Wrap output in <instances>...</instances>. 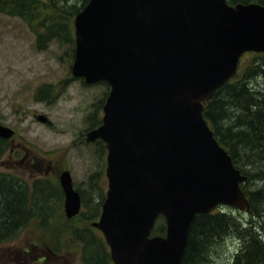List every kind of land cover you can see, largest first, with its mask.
I'll return each instance as SVG.
<instances>
[{
	"label": "water",
	"instance_id": "obj_1",
	"mask_svg": "<svg viewBox=\"0 0 264 264\" xmlns=\"http://www.w3.org/2000/svg\"><path fill=\"white\" fill-rule=\"evenodd\" d=\"M71 74L110 88L87 142L106 145L107 191L92 227L113 264H181L198 214L248 211L235 168L203 105L237 72L244 53L264 54V6L225 0H89L74 19ZM46 123L43 115L36 117ZM14 131L0 125V138ZM67 219L80 211L68 171L59 177ZM164 236L151 237L156 220Z\"/></svg>",
	"mask_w": 264,
	"mask_h": 264
},
{
	"label": "rangeland",
	"instance_id": "obj_2",
	"mask_svg": "<svg viewBox=\"0 0 264 264\" xmlns=\"http://www.w3.org/2000/svg\"><path fill=\"white\" fill-rule=\"evenodd\" d=\"M12 1L0 0V123L14 131L18 158L28 155L44 161L42 174L49 173L46 177L50 185L37 183L40 191L32 193L37 196V207H26L30 209L26 217L14 214L17 205L11 202L6 189L0 191V215L10 209L9 218H18L9 237L0 241V264H96L99 255L106 257V253L113 264L102 233L92 227L99 219L107 191V153L102 141H86V133L102 120L108 86L104 82L85 85L82 78L71 74L77 14L70 7L79 10L82 0L14 4V8L21 9L20 14L10 9ZM257 54L243 55L239 74L253 68ZM248 84L252 91H264V75L257 74ZM39 114L48 116L50 124L38 122L35 115ZM224 125L233 124L227 120ZM7 158L5 148L0 152V162L5 163ZM19 166L26 168L23 163ZM63 171L70 173L83 196L81 214L72 219L66 218L58 195V176ZM8 173L0 165L2 185L1 175L8 177ZM20 173L19 168L15 188L25 198L34 189L31 178L35 176ZM247 185V190L254 191L262 188L264 181L258 175ZM216 210L237 222L239 228L253 223L252 227L261 226L263 231L257 236L264 243V205L259 207L258 218L228 206ZM245 244L244 237L228 234L203 254L204 264H236V256L244 251Z\"/></svg>",
	"mask_w": 264,
	"mask_h": 264
},
{
	"label": "trees",
	"instance_id": "obj_3",
	"mask_svg": "<svg viewBox=\"0 0 264 264\" xmlns=\"http://www.w3.org/2000/svg\"><path fill=\"white\" fill-rule=\"evenodd\" d=\"M88 1L82 0L79 10H76L75 7L70 8L74 9L76 15ZM226 1L229 5L253 3L264 6V0ZM29 3L30 0H13L10 3V9L20 14L21 9L17 10L16 6L14 8V4L28 5ZM23 17L26 16L23 15ZM58 20L61 21L59 18ZM256 58L253 68L246 73H238L240 64L236 75L218 88L203 107V117L213 131L214 137L230 155L235 168L247 178L241 188L250 204L247 212L250 217L254 218L260 216L259 207L264 205V186L254 191L246 189L247 184L258 175L264 181V91H252L248 84L257 74L264 75V54L259 53ZM229 110H234L236 113H229ZM227 120L229 125H233H224ZM1 192H4L3 189ZM20 198L19 194L14 214H29L27 208L20 204ZM9 210L0 215V241L6 240L11 233L10 229L18 223V220H13L12 216L9 218V214L11 215ZM219 211L198 214L194 218L189 229L188 242L181 264H204L203 254L208 253L211 245L228 234L244 237L246 240L244 251L236 256V264H264V243L257 236L263 231V228L261 226L252 227L254 223L243 228L239 223L241 225L239 228L237 222L229 220V217ZM165 232V221L159 217L152 229L151 236H164ZM95 239L101 244L98 237ZM95 253L99 254L98 251ZM100 263L110 264L107 253L106 257L99 255L96 264Z\"/></svg>",
	"mask_w": 264,
	"mask_h": 264
},
{
	"label": "flooded vegetation",
	"instance_id": "obj_4",
	"mask_svg": "<svg viewBox=\"0 0 264 264\" xmlns=\"http://www.w3.org/2000/svg\"><path fill=\"white\" fill-rule=\"evenodd\" d=\"M83 82H84V80H83ZM102 108H103V105H102ZM39 115H43V114H39ZM39 115H35V117H37ZM43 116H45L47 118V121H46L45 124H50V121L48 120V116H46V115H43ZM101 122H102V120L100 119L99 124L97 125V127L101 125ZM97 127L93 128L92 130L96 129ZM14 138H15V135L13 137L9 138V139L0 138V147H2L0 149V152L3 153L5 148H7V150H8V158L6 160L4 159L5 163H1L0 162V165L2 166V170H4V172H9L8 174H6L8 177H6L5 175H1L2 179L4 181V184H3L4 185V189H3V191H5V189H6V192H8L11 202L13 201L14 205H16L17 202H18V194L16 193L17 189L15 188V186H17V183H16L17 182V172H18L19 168L22 170L23 174L30 175V178L32 176H35V177L31 178V183L32 184L34 183V189L33 190L31 189L30 196H27V193H26V197L22 198V195H20L21 196L20 204H23L27 208H31V207H34L37 204V201H36L37 196L32 195V193L34 191H40V190H37V183H41L42 182L41 184H44L46 187L50 185L49 184V179L46 177V175H49V173L47 172L46 174H42L43 166H44V161L43 160H41V161L36 160V159L34 160V159L30 158L28 155H23L22 157L18 158V155L20 153H19L18 144L13 142ZM98 141H101V140L97 139V140H95L94 142H91V143L97 144V143H99ZM102 145L105 148L104 152L107 153L106 145L103 142H102ZM20 163L21 164L22 163L25 164L26 168L23 169L22 167H20L19 166ZM22 173H20V174H22ZM61 173L58 176V195L60 197V201H61L62 207L64 209L65 195H64V192H63V190H62V188L60 186V182H59V177H60ZM23 185H25V184H23ZM72 188L79 195V199H80V213H81V210H82V207H83V196H82L81 191L79 190V188L75 187L73 182H72ZM43 190H45V188L42 189L41 191H43ZM0 191H2V180H0ZM25 192H26V190L24 191V195H25ZM16 197H17V200L15 199ZM35 207H37V206H35ZM27 210L29 212L30 209H27ZM26 216H30V214H26L25 217ZM17 220H18V218H17Z\"/></svg>",
	"mask_w": 264,
	"mask_h": 264
}]
</instances>
